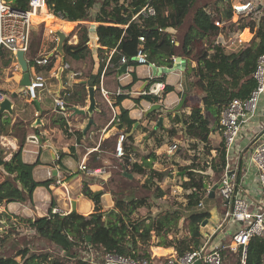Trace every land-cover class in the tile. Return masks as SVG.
<instances>
[{"label":"trees","instance_id":"16d2710c","mask_svg":"<svg viewBox=\"0 0 264 264\" xmlns=\"http://www.w3.org/2000/svg\"><path fill=\"white\" fill-rule=\"evenodd\" d=\"M18 9H27L28 0H8ZM196 0H48L47 10L53 15L68 21L96 22V35L98 43V56L103 61L99 64L96 74L89 75L92 78L91 86L99 90L101 78L109 75H117L123 64L127 66H137L140 63H150L156 66L171 67L173 57L177 54L184 58H190L194 51L195 43L215 37L218 34H225L234 29L241 32L248 28L252 33V39L237 51H228L221 43H209V45L195 57V66L186 68L185 75L189 80L184 88V93L196 87L201 92V103L190 106V112L182 115L176 113L172 120L181 122L185 134L190 139H197L204 142L206 149L210 153L209 135L212 131L210 119L203 113L204 109H211L214 112V122L219 120L222 108L234 98H246L255 86L252 73L256 66L258 56L264 53V10L262 8L256 13L240 15L233 20L231 3L227 1L224 10H207L204 6L195 9L193 17L183 34L178 46L171 42L172 36L166 29H178L183 25L190 7ZM152 6L155 14L144 16L140 14L141 8L146 4ZM50 7V8H49ZM217 13H220L217 16ZM222 20H221V19ZM219 20L221 27L214 25V21ZM74 22L63 23L59 20L48 19L46 21V34L50 29L62 27L69 30ZM79 34L76 44L63 43L62 51L74 61H80L87 56L92 57L91 49L87 46L89 40V25L78 23ZM249 34V32H248ZM143 37V41L139 38ZM242 38H248L247 31L242 32ZM31 40V38H30ZM96 38L93 39L95 41ZM30 47V45H29ZM29 52V48L27 53ZM142 55L145 62L136 59ZM30 55V54H29ZM64 55V56H65ZM106 55V57H105ZM34 57L28 59V66L31 67ZM107 60L105 62L104 60ZM122 58L125 62L122 63ZM49 63H50V58ZM14 62L13 54L6 48L0 49V66H12ZM49 63L46 65L48 66ZM70 68V66H69ZM76 71V70H74ZM79 75V73H75ZM137 77L133 73V81ZM163 77L154 78L150 83L161 81ZM174 90L171 85L165 84L160 97L151 94H144L143 99L157 102L162 96ZM87 95L85 82L75 84L74 92L66 93L65 99L69 102L76 100V96ZM8 96V95H7ZM126 95L119 94L115 98L113 105H120ZM187 104V103H186ZM187 105L184 104V107ZM104 113V112H103ZM150 113L148 117L153 114ZM172 113L168 116L171 117ZM117 129L128 136V141L133 142L131 130L136 123L129 117L128 111L120 107L117 116ZM9 119L0 117V135L12 136L19 140L18 150L11 153V157L6 160L3 150H0V206L2 203L21 202L32 203V193L38 186L48 187L53 181H36L32 172L35 163L24 162L21 156L22 146L25 141V131L18 137L8 132L7 124ZM63 125V121L59 122ZM15 124L13 125L14 129ZM164 127L160 125L158 130ZM138 129V127H137ZM144 131L148 129L144 127ZM152 132V129L149 131ZM129 134V135H128ZM156 131L152 134L156 138ZM81 136V133H78ZM156 147L163 144L162 140H156ZM124 154L118 159L116 172L111 171L110 181H117V191L112 189L110 193L114 201L113 217L115 225L104 219V210L101 203V195L94 194L88 187L87 182L82 183L81 193L93 202V211L84 216L73 210L61 215L53 213L54 202L50 206L47 215L36 216L35 218H25L6 212H0L8 218H14L25 223L37 236L57 248V252L44 250L34 252L28 247L17 250L15 256H0V264H104L106 253L121 255L130 258H146L151 256L150 248L153 246L172 247L177 255H183L186 251L197 248L203 244V234L199 225L205 219H209L208 211H194L187 217L188 235L177 238L176 225L180 219L177 211L164 212L157 216L135 217L137 209L147 205L145 198H134L135 185L129 174L143 173L145 169L137 162H132L131 167L124 168V161L128 160L125 153H129L130 145L124 144ZM216 155L211 158L210 168L214 175H221L226 163L224 144L221 141L215 147ZM104 154L99 156L103 158ZM106 157V156H105ZM146 157L155 158L153 152ZM94 160V159H93ZM87 167V165H86ZM194 164L184 166L187 180H183L182 187L187 191L186 206L195 208L205 195L209 182L203 180V176L196 178L193 170L204 171L205 167L195 168ZM124 172L128 174H124ZM166 173L150 169V180L158 177L161 180ZM146 186H150L146 184ZM159 196L163 192L159 190ZM117 222V224H116ZM170 236V237H169ZM83 245V246H82ZM97 250L101 254L102 262H93L82 258L78 249ZM241 252V251H240ZM19 257V260L16 259ZM233 264H240L237 257ZM245 264H264V241L261 238L250 239L246 249Z\"/></svg>","mask_w":264,"mask_h":264},{"label":"crops","instance_id":"0c3cea01","mask_svg":"<svg viewBox=\"0 0 264 264\" xmlns=\"http://www.w3.org/2000/svg\"><path fill=\"white\" fill-rule=\"evenodd\" d=\"M227 1L231 3L240 0H227ZM41 11H39L37 14L41 16L40 22L41 21L43 22L45 28L46 21L43 20V18L46 17V15L48 14L46 15L42 14ZM50 13L51 15H53L52 11ZM48 18L49 19L56 18L57 20H60L63 23L74 22L73 27L69 30H66L67 32H70L73 29H75L78 23L87 24V22L84 21L66 22V20H63L56 16H54V18L52 16H49ZM91 24H94L96 31L97 23L90 22L89 25ZM90 28L91 26H89L88 29L89 31L88 42L91 41ZM179 29H181V27H179L178 29H174V28L166 29L167 32L171 34L172 38H175V40L173 39L174 44L176 45V47L178 46V49H180L179 48L180 41L187 28L185 30H179ZM244 30H248L250 34V38L248 40H243L241 38V34ZM57 31H61L65 34V36H67L66 33L64 32L65 29L62 27L55 28L51 30L50 33L53 34L56 33ZM44 33H45V29H44ZM43 37H45V35ZM252 37H253V33L248 28H245L241 32H236V31L232 32L230 30L227 33V35L218 34L215 37H213L214 39L212 42L221 43L224 46H226V48L228 49L227 42L231 41L232 39H234L236 43L239 44V47H242L243 46L242 44L244 42H246L244 43V45L247 44L252 39ZM73 41H75L73 42L74 44L77 43L76 40ZM94 42L96 43L98 48L99 45L97 43V40H95ZM37 56L49 57L50 63L48 66H40V67H35L33 65H31V67L28 66L30 82L36 74H41L44 77V87L38 88L35 91L34 96H31L26 89L28 85L25 86L23 94H26L28 96H18L19 98L24 97V100L28 101V104L26 105L25 113L24 114L22 113L24 112V110L18 108L16 109L17 107L16 101L13 100V115L11 117H14V120H16L17 117H20L26 123L25 128L27 129V133L25 136L26 139L22 146L21 156L23 161L27 163H35L37 160H39L40 163L35 165V167L33 168V172H32L33 178L36 181L52 180L53 182L48 187L45 186L36 187L32 193L31 204L21 203V202H10V203L4 202L0 206V211L20 217L35 218L36 216L47 215L48 210L52 205V202H54L55 204L53 208L56 207L59 208L60 210L63 211L65 210L64 212L67 214L71 211L70 206H72V202L74 201L75 202L74 210L84 216H87L93 211V202L88 198H86L81 193L82 183L85 181L87 182L89 180H92L89 178V176L93 178H99L102 180L103 183L104 181H106L107 177L109 176V172L105 171V169L102 167H96L101 169L100 173L88 174L86 171L80 168V164L83 163L86 165L85 161L87 162L90 156L99 157L103 155L104 152H106L108 149H111V151H113L115 154V150H114L115 142L118 138V135L121 133V130L117 129V120H118L117 116L120 112V107L126 109L128 111L129 117L133 120H136L137 123L136 125L134 124L133 131L131 130V134L133 136V142L131 143L130 141H128L127 138L128 136H125L124 138V144H127V146L128 145L131 146V148L129 149L130 150L129 153L127 154L125 153V155L128 156V159L131 160L135 153V150H137V147L140 146L141 141L143 139L148 138V136L146 135L147 132L144 131V127H146L147 129L150 128L152 129V132H154L158 130L160 125L166 123V119L168 118L169 113H172L171 114V118H172L176 113L179 114V112H182L188 114L190 112L189 104L183 109L180 108L177 111H175L174 108L178 105L180 101L179 99L180 96H182V94H186L183 92V89L186 88L185 70L187 67H193V66H190L188 64V62L190 61L188 58H184L183 56L177 54L176 56L184 58L186 62V67L183 70H174L172 72H168L158 76H152L151 66L154 64L140 63L135 67L127 66L126 71L122 72L121 74L117 73V75L114 76H105L103 77V79L101 78L100 80L99 90L101 88L103 89L106 88V90L108 91V100L110 101L111 104L110 105L108 104L107 100L105 99L102 93H101L102 96H97V93L95 92L94 94L95 108L91 116V114L87 112V108L89 105L88 87H91L90 82L92 81V78L86 76L84 78L79 79L78 75L73 76V74L76 72L73 71L72 69L70 68L63 69L62 63H67V62H65L64 60L65 56L62 53L49 51L46 54H42V55L40 54ZM176 56L173 57V60H175ZM25 57L27 61L28 59H30V57L27 56V52L25 53ZM99 64L100 62L98 63V67ZM98 67L97 69L94 70V72L98 70ZM59 68H62V70L59 71ZM133 73H135L137 77L136 81H133ZM22 75H23L22 72L15 75L16 79H18L19 81V87H20V81L23 78ZM159 77H163V80L150 83L152 79ZM191 79L193 80V77L190 78V80ZM78 82L86 83L87 95L82 96L83 95L82 93L81 96H76L75 101L69 102L68 100L65 99L66 93L68 91L70 93L74 92L75 84ZM155 83L162 84L163 88L165 84L171 85L174 87V90L165 94L164 97L162 96V98H160L157 102H151L146 99H143L142 96L144 94H151V93H147V91L149 90L150 86H152ZM92 87H94L95 91L97 90L95 86ZM118 90L121 91L120 94L126 95V98H124L120 102V105L116 106L113 105V102L117 97V95H119L117 93ZM192 91L200 92L196 87L192 88ZM151 95L156 96L154 94ZM186 96L188 95L186 94ZM55 99L63 101L64 109L59 108V106L55 104ZM101 101L102 102L104 101L107 105L105 103H100ZM157 103L161 105L160 109L149 111L151 107ZM199 103H201V96ZM80 110H83V112H81ZM101 111H103L104 113L101 114ZM152 112L154 113L148 117V115ZM35 113H38V116L37 115L35 116ZM2 117H7V116L4 115ZM90 118H92L93 123L88 128H86V125ZM160 118H162L161 124L157 125ZM263 118H264L263 116L259 117L260 120H263ZM61 121H63L64 123L63 125H60L61 123L59 122ZM12 125L13 124L10 125L11 130H12ZM79 132L81 133V136L78 135ZM212 133L213 132L211 131L209 135V145L211 146L210 153L208 154L209 157H214L216 155L215 146H213L210 143L211 138H213V136L215 137L214 134L213 136H211ZM215 133L217 134V138L220 143L221 133L218 127ZM93 135H95V137H93ZM0 137L2 141V144H0V150L2 149L4 151L5 159L8 160L11 157V153L18 150L19 143L17 141V138L12 135L8 136L2 134L0 135ZM110 138H112V142L108 144ZM102 141H103V145L101 144ZM190 141H192L194 144H197L198 149L201 148L205 149L207 146L204 142H201L197 139H190ZM161 146L160 147L155 146V148L152 150L154 155L156 156L155 158L146 157L147 155L142 156L140 160V165H142V167L144 165H148L149 167H151L153 164H155L157 160H159L161 151H165L166 155L169 154L168 157L169 158L172 157L170 158L172 160L175 159L174 157L176 158L179 157L178 147L177 150L174 151L177 153L172 154L168 152L170 146L164 147L166 150H162L163 147ZM91 161L92 160H89V162ZM96 168L90 167L89 169H96ZM209 169L211 171L210 167ZM193 171L195 173H203L200 170H193ZM211 173L213 174L212 171ZM87 183H88V187L93 192L100 190L101 193L104 191L103 188L102 189L93 188L94 183L92 184L90 183V181ZM215 185L217 186V184ZM213 186H214L213 184H209L207 189L211 191ZM109 194L110 193L108 192H104L101 195L102 205L104 204L103 197ZM66 195L70 199L68 203L65 201L67 199ZM215 195H218L221 199L220 201L221 210H223V212L227 211L229 209V204L225 200H222V197L220 196L217 187L214 190L212 196H210V193H208L207 196H205L199 201L202 202L203 207H199L197 205L195 208L196 209L205 208L206 207L205 201L209 198L210 199L215 198ZM108 201L109 204L113 203L111 197H109ZM109 209H111V207ZM208 210L209 209L204 211H208ZM216 221H218V219ZM225 227H227L225 229V232L229 233L230 230L228 226ZM221 242L222 241H218V245H220ZM230 242H231V238H230ZM228 245H225L226 248L222 250V264L225 261V257L229 258L230 256L232 257L234 255L235 256L234 262L237 259V257L240 259V253H241L240 249L239 248L230 249L227 248ZM150 252L155 259L176 254L174 248L161 247V246L151 247Z\"/></svg>","mask_w":264,"mask_h":264},{"label":"rangeland","instance_id":"374dc122","mask_svg":"<svg viewBox=\"0 0 264 264\" xmlns=\"http://www.w3.org/2000/svg\"><path fill=\"white\" fill-rule=\"evenodd\" d=\"M251 1H253L254 3L256 2L261 3L262 10H264V0H251ZM226 2L227 0H196L195 2H193L192 6L190 7L186 17L184 18L183 25L181 26V29L179 30H185L188 27L191 21V18L193 17V14L195 12V9L197 7L204 6L207 8V10L215 9V12H216L218 8L220 10H224L225 6L227 5ZM219 15L220 13H217V16ZM235 17H233L234 21L236 19ZM40 18L41 16L38 15L35 21H33L32 30H31L30 47H29V52L27 53L28 57H37V55L46 54L49 51L58 52L57 51L58 38H57L56 33H53V34L50 33V31L53 30V29H50L49 33L46 34L47 27L44 28L43 22L42 21L40 22L41 20ZM48 19L49 18L47 16L43 18V20L45 21H47ZM89 23L90 22H87L88 25ZM43 28L45 29V33H44ZM231 31L233 32L234 29H232ZM246 31L249 37L248 38L241 37L243 40H248L250 38V34H248V30ZM64 32L66 33L67 36L63 43L67 42V44H74L73 42L75 41L73 40H76L78 42L79 31L77 27H75V29H73L70 32H67L66 30ZM43 33L45 37H43L44 36ZM173 39L175 40V38ZM213 39L214 38L211 37L209 39L198 41L195 43L194 51L192 55L190 56V58H188L190 60L188 62L190 66H195V61H194L195 57H197L200 54V52L203 51L209 45V43L213 41ZM244 43L242 45H244ZM87 46H89V48L91 49L92 57L90 58L89 56H87L85 59H82L80 61L72 60L68 55H65L64 52L61 51V53L65 55L64 60L70 66V69H72L73 71L76 70L75 72L79 73L78 75L79 79L84 78L89 75L96 74L97 71L94 72V70L97 69L98 63L99 62L101 63L103 61V59H100V57L98 56L97 45L95 42L90 41L87 43ZM227 46H228V49H227L228 51H237L240 48L239 44H237L234 39L227 42ZM179 51L180 50L177 49V52ZM107 60L105 58L104 61L107 62ZM21 72L22 71L20 69L15 70L14 67L10 65L7 67L0 66V89L4 93H6V95L10 96L11 92L19 89V81L18 79H16L15 75ZM189 75H190V78H192L191 76L192 74H188V76ZM190 78L188 79L186 77V84L190 80ZM104 90H106V88ZM23 92L24 91H21L18 96H28L26 94H23ZM95 92L97 93V96H102L101 89L100 90L97 89L96 91L94 90V94ZM187 95L188 96H186L181 109L184 108V104L185 105L189 104L190 106L194 104L195 105L199 104L200 106H202V104L199 103L201 92L192 91L191 89ZM179 99H181V96ZM14 100L16 101V106H17L16 109L18 108V109L24 110V112H22L24 114L28 101L24 100V97L22 98L16 97ZM100 103H105V102L101 101ZM203 112L210 119V126H212L213 128L212 129L213 133L211 134V136H213V134L215 135V137L213 136V138H211L210 143L216 147L219 144V140L217 138V134L215 133L217 130V121L214 122L213 120L214 112L211 109H208V110L204 109ZM102 113L103 111H101V114ZM109 114H110V111H109ZM179 114L182 115L183 113L179 112ZM3 118L9 119V123L7 124L8 132L11 131L13 135H17L18 137L24 131H25V134L27 133V129L25 128L26 123L20 117H17L16 120H14V117H11V116H7ZM11 124L13 125L15 124V127L12 130L10 128ZM13 125H12V128H13ZM163 126L165 127L162 130L159 129L156 131V134H155L156 138L152 136L154 132H150L149 134V131L151 130L149 128L148 132L146 133L148 138L143 139L142 141L144 142L141 141L140 146H138L137 150H135V153L132 159L131 160L128 159L127 161H124L123 166H122L124 168L129 169L131 167L132 162H137L138 164H140V160L142 156H146L150 154L151 152H153L152 150L157 145L156 140L163 141V144L161 146L163 147L162 150H166L164 147H168L173 143H175L179 149L178 150L179 157L177 158L174 157L175 159L172 160L170 159L172 157L170 158L168 157L169 154L166 155L165 151H161L160 158L159 160L155 162V164H153L151 167H149L148 165L143 166V168L145 169L144 174L143 173L129 174L131 175L133 185H135L134 198H145L147 200L146 201L147 205L138 208L134 216L135 217L137 216L139 217L152 216L153 217V216H157L158 214H162L164 212L177 211L181 216L176 225L177 238H178L184 235H188L186 219L191 212L199 211V210L204 211V210L209 209L208 211H209L210 217L208 219V222L205 225H202V223L199 225L200 232L203 234V237H202L203 243L207 240V244L210 248L217 246L218 241H222L220 245H223V244L228 245L230 243L232 230H230L229 233H226L225 229L227 227H225L224 229L223 228L219 229V230L217 228L216 220L221 219L224 214L223 210H221L220 208V201H221L220 197L218 195H215V198L207 199L205 201L206 207L203 209L187 208L186 206L187 191L184 189V187H182L183 180H187L185 170L182 168L184 166H188L191 164H194L196 166L195 168H202V166L205 167V170L203 171V173H195L196 178L203 176V180H205V182H209V184H213V185L217 184L219 175L212 174L209 169L212 157L208 156L209 153L206 148L198 149L197 144H194L192 141H190V138H188L185 134L182 123H179V122L175 123L172 120V118L168 116V118L166 119V123L165 124L163 123ZM9 135L11 136V134H8V136ZM93 137H95V135H93ZM111 142H112V138L109 139L108 144H110ZM101 144L103 145V141L101 142ZM176 153L177 152H174L172 154H176ZM3 154H4V151H3ZM89 160H92V161L89 162ZM119 162L120 160L114 154V152L111 151V149H108L106 152H104L103 158L98 159V157L90 156L88 161L87 162L85 161L87 167L89 168L90 167H93V168L102 167L105 169V171L109 172V176L107 177L106 181H104L103 183L101 179L93 178L89 176V178L92 179V180H89L90 183L92 184L94 183L93 188H98V189L103 188L104 189L103 192H108V193H110V190L112 189L117 191V188L115 185L117 181H110L109 179L111 178L112 170H115L116 172L120 170V167L117 168V164H119ZM150 169L163 171L166 173V176H164L161 180H159L158 177H155L154 179L150 180L151 182H149L148 178H150ZM124 174H128V173L124 172ZM146 184H149L150 186H146ZM159 190L163 192L162 196L158 195ZM66 197L67 199L65 201L68 203L70 199L68 198L67 195ZM109 197L112 198L111 193L103 197L104 204L102 205V208L105 213L104 219L110 221L109 222L110 224L115 225L114 224L115 220L112 214L113 213L112 211L114 210V201L112 199L113 203L109 204V201H108ZM110 207L111 209H109ZM23 247H28L34 252H41L44 250H48L52 253L53 252L55 253L58 251L55 245L37 236V234L32 229H30L29 226L26 225L25 223L20 222L19 220H16L14 218L7 219V217L3 214L0 215V256H7V257L15 256L17 250ZM78 253L82 258L86 260H90L93 262L95 261L98 263L103 261L101 258L100 252H98L97 250L89 251V249H83L80 246V248L78 249ZM234 258H235L234 255L232 257L230 256L229 258L225 257V261L223 262V264H233ZM16 259L19 260V257H16Z\"/></svg>","mask_w":264,"mask_h":264},{"label":"built area","instance_id":"2783aa9c","mask_svg":"<svg viewBox=\"0 0 264 264\" xmlns=\"http://www.w3.org/2000/svg\"><path fill=\"white\" fill-rule=\"evenodd\" d=\"M48 6V0H28L27 9H18L8 0H0V49L6 48L14 56L12 66L17 70L20 66L16 60V52L26 53L30 45L33 21L31 16L38 13L43 7ZM262 8L261 3L251 0H240L231 2L233 16L256 13ZM140 14L152 16L155 10L148 3L141 8ZM214 25L221 27L219 20ZM143 41V37L139 38ZM239 41V39H238ZM171 42H174L173 38ZM137 60L145 62L142 55ZM122 63L125 59L122 58ZM49 63L47 56H37L32 60L35 67L46 66ZM63 69H69L67 63H62ZM76 75L75 73L73 76ZM255 86L246 98H234L229 101L220 111L218 128L221 133V141L224 144L226 163L223 172L218 178L217 190L222 200L229 204V209L224 212L223 217L218 219L217 228L228 226L232 230L231 242L227 246L230 249H240L241 264H245L247 245L252 237L261 238L264 241V53L256 60V66L252 73ZM44 87V77L36 74L26 87L31 96H34L38 88ZM163 85L155 83L150 86L147 93L160 97ZM101 92L108 104V91L101 88ZM121 93L120 90L117 91ZM146 93V92H145ZM8 97L0 89V102ZM55 104L64 109V103L55 99ZM38 113H35V116ZM124 134L120 133L115 142L114 150L116 156L124 154ZM244 142V144H243ZM0 144H2L0 137ZM177 145L172 144L168 152L174 153ZM80 168L88 174L101 172L100 168L89 169L81 163ZM230 173V174H229ZM210 193L206 189L205 196ZM199 207L202 202L198 203ZM53 213L66 214L59 208H52ZM225 245L209 247L207 240L183 255H169L155 259L152 255L146 258H130L116 254L106 253L105 264H222V250Z\"/></svg>","mask_w":264,"mask_h":264},{"label":"water","instance_id":"95a60500","mask_svg":"<svg viewBox=\"0 0 264 264\" xmlns=\"http://www.w3.org/2000/svg\"><path fill=\"white\" fill-rule=\"evenodd\" d=\"M57 38H58V43H57V51L59 53H61L62 51V46H63V42L66 38L65 34L61 31H57L56 32ZM90 36H91V41H93V36L94 38H96V31H95V26L94 24H91V28H90ZM97 40V39H96ZM94 42V41H93ZM16 60L20 66V70L22 71V79L20 81V87L18 90L11 92L9 97H6L5 99H3L0 102V117L6 115V116H12L13 115V100L18 97V95L20 94L21 91H24L25 86L30 84V75H29V71H28V61L25 57V53L23 51H17L16 52ZM186 67V62L184 60V58H181L179 56L175 57V60L173 62V65L171 67H166V66H155L152 65V76H158L161 74H165L168 72H172L174 70H183ZM127 68V64H123V66L121 67V69L118 71L119 74H121L122 72H125ZM62 68H59V71H61ZM186 98V94H182L181 99L178 103V105L174 108L175 111L179 110ZM88 100H89V105L87 108V112L89 114H92L94 108H95V98H94V87H88ZM161 105L159 103L154 104L151 109L149 111H153L155 109H160ZM81 112H83V110H80ZM166 112V111H165ZM162 121V118L159 119V122L157 125H160ZM93 123L92 118H90L88 120V123L86 125V128H88L91 124ZM137 123H135L136 125ZM134 128H132L133 131ZM230 174V173H229ZM129 177L131 178V175H129ZM216 185H214L212 187V190L210 191V196L213 195L214 190L216 189ZM100 190L94 191V194H99ZM75 209V202H72V206H71V211H73ZM208 222L207 219L203 220L202 225H205ZM195 264H202L199 260L195 262Z\"/></svg>","mask_w":264,"mask_h":264},{"label":"bare ground","instance_id":"6f19581e","mask_svg":"<svg viewBox=\"0 0 264 264\" xmlns=\"http://www.w3.org/2000/svg\"><path fill=\"white\" fill-rule=\"evenodd\" d=\"M50 8V7H49ZM42 14H47L48 13V15H46L47 17H49V16H52L53 18H54V16L53 15H51V13H49L48 12V10H47V7H43V9H42ZM39 14H33L32 16H31V19H32V21H35V19H36V17L38 16ZM55 20H57L56 18H54ZM60 21V20H59ZM83 202V201H82ZM81 204V203H80ZM86 204V203H85ZM77 209V208H76Z\"/></svg>","mask_w":264,"mask_h":264}]
</instances>
